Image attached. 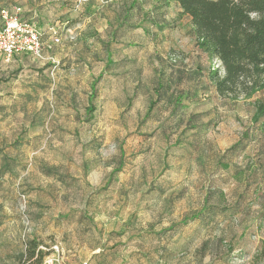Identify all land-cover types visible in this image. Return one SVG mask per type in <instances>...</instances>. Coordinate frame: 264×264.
<instances>
[{
  "label": "rangeland",
  "instance_id": "374dc122",
  "mask_svg": "<svg viewBox=\"0 0 264 264\" xmlns=\"http://www.w3.org/2000/svg\"><path fill=\"white\" fill-rule=\"evenodd\" d=\"M65 5L59 43L0 57V264H264V91L216 93L174 0Z\"/></svg>",
  "mask_w": 264,
  "mask_h": 264
},
{
  "label": "trees",
  "instance_id": "16d2710c",
  "mask_svg": "<svg viewBox=\"0 0 264 264\" xmlns=\"http://www.w3.org/2000/svg\"><path fill=\"white\" fill-rule=\"evenodd\" d=\"M174 1L190 17L197 46L208 56L210 65L213 61L220 63L219 68L209 71L216 93L224 99L238 100L264 91V0ZM43 41L48 42L44 37ZM96 87L97 83L92 90ZM159 89L164 91L162 83ZM93 99L94 94L87 109L89 119L96 112ZM180 102L176 96L171 105ZM254 106L253 122L264 130V102L257 101ZM37 249L38 245L31 246L22 261L35 259L34 264H42L44 253Z\"/></svg>",
  "mask_w": 264,
  "mask_h": 264
},
{
  "label": "built area",
  "instance_id": "2783aa9c",
  "mask_svg": "<svg viewBox=\"0 0 264 264\" xmlns=\"http://www.w3.org/2000/svg\"><path fill=\"white\" fill-rule=\"evenodd\" d=\"M21 12V8H14L12 10L2 9L0 13V57L7 61L21 55L41 57L46 46L51 48L49 42L43 41L44 31L42 28L34 21L25 20ZM50 31L54 32L53 29ZM52 42L53 44L59 43L60 38L56 37ZM42 264L68 263L65 262L57 248L53 254L44 258ZM80 264H88V262Z\"/></svg>",
  "mask_w": 264,
  "mask_h": 264
},
{
  "label": "crops",
  "instance_id": "0c3cea01",
  "mask_svg": "<svg viewBox=\"0 0 264 264\" xmlns=\"http://www.w3.org/2000/svg\"><path fill=\"white\" fill-rule=\"evenodd\" d=\"M67 0H0V13L2 9L21 8V15L25 20L36 22L44 31V35H49L46 41H53L59 37L58 31L65 29L69 20L67 19L68 10L65 2ZM1 25V16H0ZM156 27L157 24H156ZM50 29L57 32L52 35ZM18 57V56H17Z\"/></svg>",
  "mask_w": 264,
  "mask_h": 264
}]
</instances>
